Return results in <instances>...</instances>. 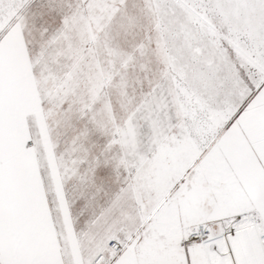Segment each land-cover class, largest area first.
Masks as SVG:
<instances>
[{
    "label": "snow or ice",
    "instance_id": "obj_1",
    "mask_svg": "<svg viewBox=\"0 0 264 264\" xmlns=\"http://www.w3.org/2000/svg\"><path fill=\"white\" fill-rule=\"evenodd\" d=\"M0 264H264V0H0Z\"/></svg>",
    "mask_w": 264,
    "mask_h": 264
}]
</instances>
